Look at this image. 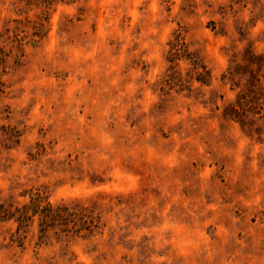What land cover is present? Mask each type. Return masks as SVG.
Here are the masks:
<instances>
[{"label": "rangeland", "instance_id": "1", "mask_svg": "<svg viewBox=\"0 0 264 264\" xmlns=\"http://www.w3.org/2000/svg\"><path fill=\"white\" fill-rule=\"evenodd\" d=\"M37 195L85 216L0 218V264H264V0H0V204Z\"/></svg>", "mask_w": 264, "mask_h": 264}, {"label": "trees", "instance_id": "2", "mask_svg": "<svg viewBox=\"0 0 264 264\" xmlns=\"http://www.w3.org/2000/svg\"><path fill=\"white\" fill-rule=\"evenodd\" d=\"M173 60L174 58L169 59L170 62H173ZM193 63L197 67H202L203 69H205L208 74V71L204 64H200L195 60ZM199 76H201L197 77L199 80H201L202 82H207L205 77H202L201 73H199ZM78 210L63 203L57 205H54L49 201L43 203L42 196L37 195L36 198H32L29 203H24L21 206H15L13 210L4 207L3 204H0V218H5L7 220L15 219L18 223L17 228L18 230H20L23 227L28 226V222L32 221L35 216H38L41 232H44L48 228L53 226H59L62 231H69V222H73L77 219L82 220V218L85 216V213H83L85 208L81 209L80 212ZM91 218L93 219V217ZM83 222L86 224L87 221ZM90 222L92 223V221ZM89 226L94 227L95 224L92 223ZM79 229H82V227H80Z\"/></svg>", "mask_w": 264, "mask_h": 264}]
</instances>
